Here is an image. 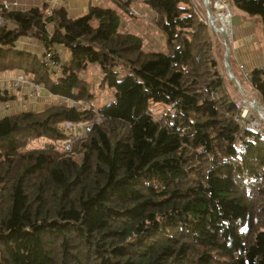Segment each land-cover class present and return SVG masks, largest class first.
<instances>
[{"label": "trees", "instance_id": "obj_1", "mask_svg": "<svg viewBox=\"0 0 264 264\" xmlns=\"http://www.w3.org/2000/svg\"><path fill=\"white\" fill-rule=\"evenodd\" d=\"M226 1L258 15L264 37V0ZM144 2L164 52L120 32L109 7L70 17L63 7L0 5V71L79 101L87 94L79 73L95 64L113 90L96 110L52 105L0 117V264H264V135L234 119L223 46L213 45L203 12L191 0ZM21 37L52 50L58 73L17 47ZM233 60L228 51L245 89ZM249 74L264 108V67ZM13 99L0 90V101ZM149 101L170 109L155 116ZM94 111L100 121L70 152L26 147L63 139L62 122Z\"/></svg>", "mask_w": 264, "mask_h": 264}, {"label": "crops", "instance_id": "obj_2", "mask_svg": "<svg viewBox=\"0 0 264 264\" xmlns=\"http://www.w3.org/2000/svg\"><path fill=\"white\" fill-rule=\"evenodd\" d=\"M7 4L9 8L15 10H24L30 7L44 4L47 9L63 7L68 16H79L85 13L91 5H101L115 10L118 16V30L124 33H133L141 37L142 48L153 52H163L164 37L160 30L155 26V13L150 9L144 0H130L127 10L120 7L115 0H0V5ZM239 14V15H237ZM233 20L231 49L235 64L240 73L250 71L255 67H264V58L261 49L255 45L256 42V21L253 18L246 17L241 13L232 11ZM231 17V18H232ZM257 44V42H256ZM17 47L30 50L37 55L42 53V46L38 40L30 37H21L16 42ZM258 45V44H257ZM56 54L59 61L67 58V52L56 46ZM90 68L95 69V64H88ZM87 66V65H86ZM19 72L17 69L0 71V87L9 88L11 80ZM81 76V73H79ZM23 88L9 89V93L14 95V99L8 101L6 109L0 108V117L6 114L19 111H38L54 105V101H61L58 95L49 93H38L35 95H23Z\"/></svg>", "mask_w": 264, "mask_h": 264}, {"label": "rangeland", "instance_id": "obj_3", "mask_svg": "<svg viewBox=\"0 0 264 264\" xmlns=\"http://www.w3.org/2000/svg\"><path fill=\"white\" fill-rule=\"evenodd\" d=\"M213 1L218 2V3L220 1L224 2L226 4L227 10H229V12L231 14V17H232V11L234 13H241V14L245 15L239 9L229 6V4L227 3L226 0H218V1L211 0L210 2H209V0H207V4H208V7L210 9L211 15H215L216 13H224V9H218V11H216V9L212 6ZM191 3H192V5H193V7L195 9L203 12L204 22H205V24H206V26L208 28V25H207V22H206L207 13H206V9H205L203 3L201 2V0H191ZM237 15H239V14H237ZM231 17L229 18V29L231 30L230 32H231V35H232L231 20H233L234 17H232V18ZM246 17H250V18H253L255 20L257 19V21H256L257 34H256V39L255 40H256L258 45L256 44V42H255V45L258 48L261 49V54H262V56L264 58V37H263V34H262L260 22H259V16L258 15H253V16H247L246 15ZM214 25L216 27H219L220 23L216 22ZM208 30L210 31L213 45L215 44L216 41H218L223 46V51H222V56H223L225 46L222 44L221 35L218 34L217 32L215 33L210 28H208ZM231 35H230L229 38L226 39V45H227L228 51H230V55H231L232 59H234L233 58L232 49H231V46L233 44V42L231 41V38H232ZM163 47H164V44H163ZM162 51L163 52L165 51V47H164V49ZM221 65H222V58H221ZM231 68L234 71V73L240 78V80H242L243 84H245V89H244L239 84L238 80L236 79L238 84H239V86H240L241 91L246 95L247 99L249 101H253V100L261 101L259 95L249 88L250 86H249L248 81H247L248 78H246L247 80H245L244 79L245 77L244 78L242 77L243 75L240 76L238 74L239 70L237 68V65L235 64V60H233V63L231 62ZM223 72H224V70H223ZM246 72H247V70H246ZM80 73H81L80 77L84 78L86 83H87V94H86L84 100H79V101L74 100V104L76 106L74 108H77V109L78 108H82L83 105L87 104V108L90 107V108L96 110V109L101 108L104 104H106L107 102L112 100L113 90L111 88L107 87L105 84L101 83V81H100L101 74L98 71L97 67L95 69H92V68H90L89 65H87L83 70L80 71ZM121 76H122V73L119 74V78ZM225 76H226V74H225ZM230 83H231V81H230ZM231 85L233 87L232 89H231V86H229L228 84H226V87L229 89L230 93L232 94V100L235 102V105L238 108V116H240L239 117L240 125H242V127H244V128L253 129V130L259 132L261 135H264V124L262 123L263 120L260 119L259 116L257 114H255L248 107L247 103L245 101H243V98L241 97L240 93L235 89V87L233 86L232 83H231ZM9 89H11V88L9 87V88L6 89L7 93H9ZM0 102H2V101H0ZM64 102L65 101H62V99L59 102L56 100V101H54V103H55L54 105L72 106L71 103H69V102L64 103ZM0 106H1V103H0ZM147 108H148V111L151 112L155 116L159 115L162 112L169 111V109H170L168 105L157 104V103H155L153 101H149L148 102ZM60 129L64 133L65 137L63 139H65L66 136H67L66 132H68L69 130L64 128V127H62V123L60 124ZM63 139H60V140H63ZM77 139H79V138H77ZM49 141L50 142L48 143L47 139L37 138V139H34L32 141H29L28 144L26 145V147L27 148H38V147H44L45 145H48V144L49 145L51 144L53 146L52 143H55V141L54 140H49ZM68 152H70V151H68Z\"/></svg>", "mask_w": 264, "mask_h": 264}, {"label": "built area", "instance_id": "obj_4", "mask_svg": "<svg viewBox=\"0 0 264 264\" xmlns=\"http://www.w3.org/2000/svg\"><path fill=\"white\" fill-rule=\"evenodd\" d=\"M218 1V0H216ZM3 7L5 8H9V5L7 4H2ZM212 6L216 9V11H218V9H224V13H216L215 15H212V27L213 29H211L209 26L208 28H210L212 31H214L215 33L217 32L218 34H223L225 41L222 39V44L227 47L226 45V39L230 37L231 35V30L229 29V18L231 17V14L229 12V10H227L226 4L222 1L215 2L213 1ZM221 16H225L228 19V22L226 25H222L220 22V17ZM218 22L220 23L219 27H216L214 24ZM222 38V36H221ZM42 62L44 64H46L49 67V73L50 74H57L58 73V64L57 62L54 60V54L52 52V50L50 49H43L41 56H40ZM242 75L245 78H249L250 74L246 71H242ZM10 88L12 89H19V88H23L24 92L22 94H19L20 96L23 95H35L38 94L40 92V90L42 89V87L36 83L31 81V79L29 77H27L26 75H24L21 72H18L14 78L11 80L10 83ZM0 90H5V88L0 87ZM62 101L69 102L71 103V105L74 107V100L70 99L68 97H64V96H60ZM1 109H6L8 107V101H2L0 102ZM71 106V107H72ZM82 106V105H81ZM84 109H87V104L83 105ZM240 116H238V114L234 117L235 120L239 121ZM100 121V117L99 115L94 111L92 118L90 120H73V121H64L62 122V127L68 129L69 131L66 132L67 136L65 139L63 140H57L55 141V143H52L54 148L59 150V151H63V152H68L71 149L72 146V142L77 139V138H81L83 137L92 127L93 123H97ZM47 142L49 143L50 141L47 140ZM51 145V144H50ZM44 146V145H43Z\"/></svg>", "mask_w": 264, "mask_h": 264}, {"label": "water", "instance_id": "obj_5", "mask_svg": "<svg viewBox=\"0 0 264 264\" xmlns=\"http://www.w3.org/2000/svg\"><path fill=\"white\" fill-rule=\"evenodd\" d=\"M201 2L203 3L205 9H206V13H207V17H206V22H207V25L213 29L212 27V15H211V12H210V9L208 7V4H207V0H201ZM222 36V39L225 41V38H224V35L221 34ZM227 54H228V48L225 47L224 49V53H223V56H222V67H223V70H224V73L226 74L227 78L231 81V83L233 84V86L235 87V89L240 93L241 97L243 98V101H245L248 105V107L255 113L259 116L260 119L261 118V114H260V111H262L264 113V108L261 104V101H249L246 97V95L241 91L240 89V86L235 78V76L233 75L230 67H229V64L227 62ZM260 110V111H259ZM264 124V121L262 122Z\"/></svg>", "mask_w": 264, "mask_h": 264}, {"label": "bare ground", "instance_id": "obj_6", "mask_svg": "<svg viewBox=\"0 0 264 264\" xmlns=\"http://www.w3.org/2000/svg\"><path fill=\"white\" fill-rule=\"evenodd\" d=\"M220 22H221V24L224 26V25L227 24L228 19H227L225 16H221V17H220ZM247 72H249V71H247ZM259 111H260V110H259ZM260 114H261V118H262V120L264 121V113H263L262 111H260Z\"/></svg>", "mask_w": 264, "mask_h": 264}]
</instances>
